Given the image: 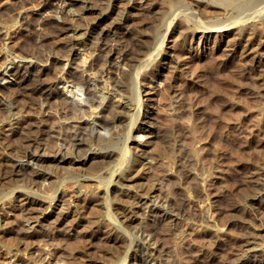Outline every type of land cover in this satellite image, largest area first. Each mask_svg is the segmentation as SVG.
Returning a JSON list of instances; mask_svg holds the SVG:
<instances>
[{
	"label": "rangeland",
	"instance_id": "1",
	"mask_svg": "<svg viewBox=\"0 0 264 264\" xmlns=\"http://www.w3.org/2000/svg\"><path fill=\"white\" fill-rule=\"evenodd\" d=\"M33 1L32 0H25V1L24 0H18V1L0 0V23H1L0 27L5 21H6L5 23H9V24L12 23V21L13 22L17 21L18 25L13 27L15 28V32L13 33V35L17 33L16 38L19 37L18 39L19 41H21L22 39L21 42H23L26 39L25 41H27V43L30 42L32 45V43L37 42L36 45H38L39 39L37 40V37L31 33H32L33 28L39 25L37 23H40V20H41L40 18L44 19L46 17V19L54 20L56 22H61L62 15H61V12H58V9L50 10L51 12L43 11L44 9L42 8H44L45 5H50L52 3L48 4L46 3L45 0L43 1L33 0ZM68 1L70 0H66L65 2H62L60 4L63 5L64 7L69 6V7L75 8L76 10H79L80 3L73 2V1L68 2ZM147 1L148 0H137V1L133 0V2H136L138 4H141V3L143 4V2H145V4H143L145 6L143 7L140 6L139 8L137 6L132 7V6H127V5H124V7H122L124 12H127L125 13V15L126 17L128 16L127 18H128L129 25L131 24L130 26L133 28L137 27L135 28L136 30L135 36H136V39H138V42L140 41L141 43L140 49L143 48L144 50V51L141 50V53L144 54L142 55V58L146 61V63L149 64L148 66L149 68H147L149 73H147L146 76H143L144 79L141 77L140 74L137 75V80H139L140 78L139 81H141L140 82V99H141L140 110L141 111L139 113L137 112V116L132 122L133 128L131 132H129L128 134H131L132 137H135L136 139L144 143L147 142V140L148 141L150 140L151 141L150 148L153 143L157 144L160 147L161 153L155 154L156 156V158H154L155 172L152 175V177L149 175V178H146L148 175L146 170H143L144 172L139 171L138 174H136L134 169H122L123 167H120V170H121L120 171L119 169H117L118 168L117 166L112 167L114 169L112 173L113 180L108 181L105 184L109 195L114 196L112 197L113 200L110 206V210L112 212V209H113L114 214L120 217L117 207H119V204L122 203V201L120 199H117L120 196L117 193L119 190L123 188V186L130 187L132 190H134L135 187L137 186H133V185L137 184L140 180L148 181L147 182L148 184H151L153 182L152 183L154 186L153 195H157V193L158 194L162 193V194L168 195V197L170 198H173L174 194L169 192V189H171L176 193L178 197L181 196L183 198V201H184L183 203L185 204V207L187 206L191 210V212H188V216L185 218V222H187L185 227L181 224L182 222L180 223L177 219L169 220V218H172V217L166 218L167 221H165L166 219H162L160 220V222L154 224L155 227L157 226L156 227L157 231H159L160 233V234L158 233V235L159 236L161 235L160 240L163 241V242L159 241L162 244L159 243L158 247L159 248L161 247L160 249L163 253L162 254L163 260H165L164 264L166 262H167L166 264H203V262H206L208 260H212L213 262H218V261H221V259L225 261V259L227 260L232 259L233 255L236 253L237 254L245 253L246 256L248 255L247 256L248 259L245 260L243 264H246V263L247 264H251V263L252 264H262L261 262H262V258L264 254V214H263L264 206H262L264 205V192H263L264 189L260 188L262 187L261 184H257V182L260 180L257 178V176H258L259 169L260 171H263V169L261 168L264 167V99L262 98V96L264 97V84L263 86L261 84L262 81H263L262 83H264V77L262 78L260 76L262 78V81H261V79L258 77L251 76L250 74L243 75L242 74L243 71L242 73L239 72L240 71L239 70L240 69L239 60L242 57L240 48L242 47L241 45H243L242 43H244V39L246 38L245 35L244 36L241 35L243 33L242 28H243V25L248 26L250 22L247 21L245 23H239V24L231 23V24H228V27L230 28H228L227 30H223L219 33L211 32V31H208V28H201V26H199L200 28L199 29L197 26L195 27V22L193 21L195 20L193 19L194 15L193 13H190L192 11L190 9H185L184 5H182L178 0H170L172 6L170 5V7L166 8L165 10L166 15H165V12L164 13L159 12L161 9L154 8L155 6H152L151 4L147 3ZM55 2L56 0L53 1V3ZM22 3H24V5ZM68 3H71V4H68ZM52 5L54 6L55 4H52ZM76 5L78 6V9ZM177 6H180V9L179 7L177 8ZM116 8L117 7L107 8L105 6L101 11L99 10L96 11V13L97 12L103 13L102 15L103 18L101 20L102 23L100 25L101 27H103L104 25L105 27H108L109 25L115 27L116 23L118 24L122 23V21H118L119 18L117 16V9L119 11L120 8H117V9ZM130 10L132 11V13ZM135 10L137 14L136 12H134ZM82 12H83L82 15L83 16L85 15L87 17L85 16L82 17V19H79L78 22L81 21L80 23L84 24V22L89 20L88 16L92 17L93 14L92 13L89 14V12L85 10V8ZM185 14L188 15L189 18ZM161 16L163 17V19H160L162 18ZM29 17H31L34 22L31 24L33 28L31 27L29 30H27L26 24L30 22L31 20V18ZM36 17L37 18L40 17V18L36 19ZM114 17H117L118 19ZM220 18L221 16H219L218 21H222V23L223 21L224 23L225 21L227 22L226 17H223L222 19ZM114 19L116 20L114 21ZM82 20L84 21L82 22ZM129 20H131L130 21L131 23L129 22ZM109 21L111 22L109 23ZM42 23L43 22H41V24ZM125 24H127V22L122 23L120 25L121 27L117 28L118 30L115 28H112L113 30H115L113 31L112 36L117 37V41L116 40H109L110 42L108 41L109 46L110 45H112V47L115 46L114 48L116 50L115 53H113L111 57H114L117 54L121 55L123 51L128 50L130 48V44L127 46V42L129 43L127 39V32H126L128 26H125ZM179 27L180 28L185 27L184 28L185 30L183 31V33H182V29L177 30V29H180ZM177 32L178 33L180 32V35L178 34L179 37L175 36L177 35ZM235 33L236 34L238 33L237 34L238 37L234 36L236 35ZM117 34L119 35L121 34L120 36H123V35L125 36L123 37V39L122 38L118 39L119 35ZM50 36H48V38L46 39L47 40L46 43H49L47 44V47L39 48V52L47 53L48 55L50 53L53 55H55L56 53L63 54V52L65 51L64 44L67 42H64V38H62L61 36H58L59 38H57V36L53 34H51ZM34 37H36L35 40H34ZM161 37L164 38L163 43L159 44V39ZM3 38H4L3 35L0 34V44H1L0 51H2L1 46L5 40ZM27 38L29 41L27 40ZM89 39L90 40L93 39V41L95 40L94 38H91V37ZM141 39L142 40L144 39V40L141 41ZM7 41L8 40H6V42ZM263 42L261 43L264 46ZM91 44H90V47L93 46L92 48H90L88 44L85 45L84 47L83 45H79V44L75 45L76 47L74 49H77V48L78 49L74 50L73 51L74 53L70 54L69 63L64 65L65 60H62V62L58 63L60 67L63 65L60 71H62L63 69V74L65 75L67 74V72H70V71L74 72L75 67L76 69H79V68L81 69L83 67V64L85 63L86 59L88 61L90 57H95L97 55V52H98L97 47L100 44V42L94 41L92 46ZM61 45L63 46L62 47L63 49L60 47ZM87 46H88V49H87ZM54 48L58 49L59 52L58 50L56 51ZM52 50H54L53 53H52ZM62 50L64 51L62 52ZM167 55L168 57H166ZM170 55L171 56L173 55L174 59L177 60L179 64L180 63L182 64V62H184L183 64L186 65V66L180 65L179 66L180 69L178 67L176 69L177 71L175 70L172 75H170L164 69L166 62H168L167 60H169V58L171 57ZM179 55H181V58H179L180 57ZM13 60L17 61L18 57H14ZM101 60L100 62H98L100 64H98V67H96V69L103 68L104 66H106V64L104 63L105 64L104 65L103 61ZM237 61H238V64H237ZM43 62H46V61H43ZM13 65L14 63L3 64L0 67V73L2 72L1 73L2 75H6L7 70L11 68ZM45 65H47L45 67V73L47 72V74H45L44 77L46 78L49 77L48 78L49 80H53L50 82V85L55 91H58L59 93L63 92L64 94L69 93L68 91H70L71 93L70 95H74L75 97L80 99L83 104H86L87 102L86 100L89 96L88 89H85L84 86L73 87L71 85V82H69L70 86H67L66 89H64L63 83L61 84V82L59 81L56 82L55 81L56 78L52 79L51 77L53 73H58V72H55L56 70H54L51 67L52 65H49L48 61L46 62ZM122 65L123 63L121 62L120 66ZM113 70L116 71L117 69H113ZM114 71L113 72L110 71V73L107 74L111 76L110 78L111 83H112L113 77L116 78L117 80L122 79L121 76L119 77V74L117 75L118 77H115L116 73ZM49 72L52 74H50ZM104 74H105V71H103V78H106L107 75L106 74L104 75ZM135 75L136 74L132 73V76H129L128 79L133 78ZM262 75L264 76V74ZM145 77H148L146 81L151 80L153 84L158 83V82L161 83L160 86L155 87L156 89H154L155 93L153 94V98L154 97L155 98L153 101L146 99V96L144 95L143 89L149 87V84L147 85V82L145 83ZM97 78L101 79V77H97ZM13 81H14L13 77H8L7 79L0 78V88H1L0 94H3V93L6 94V93L13 91L15 87V84ZM91 82H92L91 84H93L94 80H91ZM25 83H27V81H25ZM257 83L258 85H256ZM11 88L13 90H11ZM179 93H181V95ZM177 94L179 95V97H177L178 96ZM30 95H27L26 93L25 94L22 93L20 94L19 97L25 99L28 96V98H26L28 100L29 98L33 97L32 99L39 101L42 107L45 106L43 99L41 98V96H39L38 93L37 95L36 93H30ZM183 100H185V102L182 103L181 101ZM179 104H181V106ZM182 107L183 108L185 107L184 108L185 110ZM146 112L147 113L152 112L151 116L149 117L144 116ZM131 113H132V110L131 111L129 110L128 115L122 118L123 119L122 125L124 126V129L121 130V132L123 131L122 134L126 132V124L128 120L131 118ZM76 115L81 116V117L80 118L73 117L72 118L73 122L71 121L70 118L66 120H64L63 118H60L59 120L60 122H62L61 124H64L66 127H67V124L68 125L75 124V123L77 124V121H81L85 119V122H83L82 124L84 125L88 120H90L88 115H81V113L79 114L78 112L76 113ZM62 120H64V122ZM64 125L63 127L65 130ZM85 126H87V123L85 124ZM137 127H145V128L153 127L152 129L154 130L157 129L160 134L156 135L155 134L156 131H155L153 135H150V134L148 135L147 133L146 135L142 130H138ZM55 137L57 138V136ZM116 137H117L116 140H120L122 138V136L120 135L118 136L116 135ZM56 138L55 139L53 138L51 140L52 141L59 140ZM127 141H128L127 142L128 145L130 146L129 149L133 150V147H132L133 145L132 143H130V139ZM41 142H43V140ZM49 143L51 144L52 142H49ZM59 145H60L59 147L61 149L62 154L67 155V152L69 151L67 149L70 146V142L68 143V141L59 140ZM47 151L51 152L49 149H47ZM187 158H190V160L192 161H190L191 162L190 172L185 173L183 166H182L183 164L181 163L183 160H186ZM23 162L26 163L25 160H23ZM61 164H63L62 165L63 167H61ZM90 164L91 163H88V162L85 164H82L80 165L81 167L79 166L75 168L74 171H76V174L79 173L80 175L81 174L88 175L87 177L92 180L81 178L80 180L81 182L80 181L72 182L70 181L72 179H65L62 183L58 182L56 184L57 189L54 191L56 192L55 197L51 201L50 205L48 204V201H49L48 198H44L41 195H37V194H31L33 192L29 194L31 199L35 200L37 198L38 199L40 198L43 200L41 202L42 203L41 206H43L42 208H44L45 210L44 209L41 210L40 213H38L39 216L40 215L42 216L43 214H50L51 212L53 214L55 210V212L59 211L60 213L59 212L58 213L61 216H64L65 222L67 221V223L68 221L70 222L73 219H74L73 221L75 220L79 221L78 225H71V224L67 225V223L65 222L62 223L61 227L62 226L63 227L62 229L60 228L61 230L59 232L62 231L63 233L61 232L60 234H58L57 232L54 234L49 233L48 235H45V234L43 235L41 234V229H39L40 226L38 223H36L35 221L31 219L22 220V218H19L20 216L19 213L21 214V211H22L21 208L23 206L22 204L23 202L20 199L24 196V195H21L22 194L21 191L22 189L24 190L25 187L23 188V186H18V185L22 184L23 181L16 179V177H14V179L8 178V180L0 179V207H1L0 208V235H1L0 236V264H11V263L12 264H47V262L49 263L52 262L50 264H53L54 262L55 264H64V261L61 260L63 258H64L63 260L65 259L71 260L69 261V262H72L70 264H74V263L75 264H139V262L137 261L138 260L137 257L140 255V249L138 248H140L142 244V240L139 241V239L137 238V235L139 236L141 231L136 232V227H138V225L139 227H141L143 226V224L145 227L146 225L147 227L148 226L150 227V225H153L152 222L155 219L154 214L150 211L148 207L144 208V210L139 209L138 212L140 211L141 212L137 213V215L135 216L136 220L133 221L135 223L133 224L132 222V224H130L132 226L128 227V231L132 233V242L130 243H129V237L127 236L125 237L123 235L124 233L122 234L123 236H121L123 240L121 239L120 241H118L120 243L118 242L113 243L111 246H109L110 244L108 243H106L105 245V243H103L101 240H98V239L89 240L88 237L85 235L86 232L90 230V227L98 228V230L102 229L101 230L102 232L110 228H112V231L114 230L115 233L118 231L117 229H114L115 226L111 225L112 223H110L111 219L106 214V205H104V207H103V204H100L98 206L95 205L98 208V210H96V212H93L95 213L93 215L94 217H97L99 215L97 218L98 220L101 219L100 220L101 222L99 221L100 223L99 222L91 223L92 225L85 221L84 217L87 218L85 213H83L84 215H82V213H80L77 209L74 208L75 202L79 198H82V196L87 195L88 192L89 193L92 191L102 192L105 188L104 184H97V182L93 180L95 179V176H93L94 175L93 173L95 174L98 173L100 169L95 172V169ZM78 168H80L79 169L80 171L82 170L83 171L80 172L79 170H77ZM40 169L45 170V171L49 170L51 174H56V175L59 174L61 176L65 175L68 169H69L68 171H73L72 168H70V165L68 164L66 165L65 163H60V165L58 164L57 166L52 165L51 167H45V169L43 167ZM122 170H124L125 172ZM180 170L181 171L183 170V171L179 172ZM129 173L131 174L130 176H129ZM144 173L146 174V176ZM139 174L142 177H139L138 176ZM111 176H109V178H111ZM143 176L145 177L143 178ZM153 176L155 177V179ZM250 176L251 178H249ZM51 179L53 181H56L55 177L53 178L51 177ZM116 179H118L117 182L115 181ZM123 179L126 183L123 181ZM36 180H37L36 181L37 184L40 183L39 179H36ZM91 182L93 183L91 184ZM120 182H123L126 185H121ZM85 183L86 184L89 183V184L86 185ZM31 184L29 185V186H32L31 189H37V186H38V189H40L39 184L38 185L36 183H33L32 185ZM66 184H67V187H66ZM82 184L83 185L85 184L84 185L85 188L82 186ZM94 184L96 187L94 186ZM189 185H190V188L188 187ZM79 188L86 189L85 190L86 194L85 193L83 194L84 191H78ZM72 191L73 192L75 191L74 192L75 194ZM110 193L111 194L113 193V194L111 195ZM150 194L152 198L153 195L152 193ZM63 199H67V200H63ZM153 199L155 203L157 204L161 202L162 204L164 203L163 205L165 206V208L166 209L168 208L167 210L170 213H173L171 211L170 206H167L166 202L161 200L160 197L155 196ZM94 203H96V201ZM231 205L232 206L234 205L233 206L234 208ZM231 207L233 209H230ZM70 209L71 210L73 209V210L71 211ZM210 209H212L213 212ZM111 212H109L110 216L114 218L115 222H117L116 217ZM261 212L263 213L261 214ZM234 213H238V214L235 215ZM242 218L245 221H243ZM248 219L251 221H249ZM171 221H174V222H171ZM16 222L18 224L19 223L25 224V225L24 224L20 225L21 228L23 227L24 228L20 230L19 233L8 230L10 228H16L17 226ZM189 222H191V224ZM82 223L83 224L86 223V225H81ZM244 223L246 224L244 225ZM255 225L257 226V228ZM73 226H75V228ZM85 226L87 227L88 230L86 229ZM7 227H10V228H7ZM183 227L186 228L187 230L183 229ZM203 229H205V231ZM250 232L251 234H249ZM255 232L256 234L258 233L256 236L254 235ZM39 233L41 234V236ZM82 233L84 234V237ZM242 233H243V236H242ZM118 234L121 235L120 231H118ZM252 234L254 235V237H252L253 236ZM22 235L23 236L30 235L31 237L30 236L20 237ZM244 235L250 236V240L252 239L251 240L252 242L244 243L243 241L245 238ZM45 236L47 238H44ZM16 237L18 240L16 239ZM61 237L63 239H60ZM74 237L77 241L74 240ZM78 237L79 239H77ZM52 238H54V240ZM58 238L60 239V241H63V242H60ZM83 238H85L87 241ZM12 239L13 240L15 239V240L11 241ZM81 239H83V241ZM10 241L13 243V245ZM18 241L19 243H17ZM64 241L65 242L69 241L70 243H73L71 244L73 247H71V245H67L68 242H66L67 244H65ZM126 241H127V244H126ZM119 244L121 246H119ZM63 245L64 246L66 245L65 247L68 246L67 247L68 249L67 248L63 249L62 248ZM82 245L85 247H83ZM248 246H252L253 250L251 251L248 250L244 252L242 248L245 249V247L248 248ZM60 251L61 252L63 251L65 254L63 253L64 255L60 256L61 259L56 260L57 257L55 255H58L57 253L62 255ZM79 251L80 253L82 252V254H80ZM85 251L86 253L87 252L89 253L86 254ZM27 254L28 255L30 254V255L28 256ZM51 255L52 256L54 255V257L52 258ZM128 255L129 257H127ZM39 256L40 257L42 256L41 259H39L40 258ZM38 259L42 261H39ZM14 260H17V261H14ZM26 260L28 263L25 262Z\"/></svg>",
	"mask_w": 264,
	"mask_h": 264
},
{
	"label": "bare ground",
	"instance_id": "2",
	"mask_svg": "<svg viewBox=\"0 0 264 264\" xmlns=\"http://www.w3.org/2000/svg\"><path fill=\"white\" fill-rule=\"evenodd\" d=\"M15 1H18V0H15ZM36 1H38V0H36ZM40 1H43V0H40ZM45 1L48 4L52 3L55 5L54 6L52 4L45 5L44 8H42V9H44L43 11L48 12L50 10L58 9V12H61L62 20H61V22H56L54 20L46 19V17L45 18L43 17L44 19L39 17L41 19L40 23H37L39 25L37 27L33 28L31 26V24L34 21L31 17H29V18H31V20H30V22H28L26 24V29L29 30L31 27L33 28L31 34H34L37 37V40L39 39L38 42L40 44L38 43V45H36L37 42H35V43H32V45H33L32 46L30 42L27 43V41H25L26 39L23 42H21L22 39H21V41H19L18 40L19 37L16 38L17 33L15 35H13V33L15 32V28H13V27L18 25L17 21H15V22L12 21V23H10V24L5 23L6 21L4 23L2 22L3 24L0 27V34H2L4 37L3 39H5L4 42L2 43V46H1L2 51H0V67L6 63H14V65L7 70L6 75H2L1 74L2 72L0 73V75H2V76H0V78L1 79H7L8 77H13V80H14L13 82L15 84L14 90L11 88V90H13V91L6 93V94H4V93L0 94V179H2V180L7 179L8 180V178L14 179V177H16V179L23 181L22 184L18 185V186H23V188L25 187L24 190L22 189V191H21V193H22L21 195H24V196L20 199L23 202L22 203L23 206L21 208L22 209L21 214L19 213V215L21 216V217L19 216V218H22V220H30L31 219V220L35 221L40 226L39 229H41V234L48 235L49 233L54 234V233L58 232V234H60L62 232V231L61 232H59V231L63 227V226L61 227V224L65 222L64 216H61L59 214L60 213L59 211H58L59 212L58 213L57 211L55 212V210H54L53 214L51 212L50 214H43L42 216L40 215L41 216L40 217L38 213H40V211L44 209V208H42L43 206H41V204H42L41 202L43 200L40 198L39 199L37 198L35 200L31 199L30 195H29L31 192H33L31 194H37V195H41L44 198H48V200H49L48 204L50 205L51 201L55 197L56 192H54V191L57 189L56 184L58 182L62 183L65 179H72L70 181L79 182L81 180V178H86L87 180H92V179H89L87 177L88 175H82V174L80 175L79 173L76 174V171H74L75 168H77L80 165L85 164L87 162L91 163L90 165H92V167L95 169V172L100 169L98 173H96V174L93 173L94 174L93 176H95V179H93V180H95L97 182V184H104L105 185L106 182L113 180L112 179V177H113L112 173L114 170L112 168L113 166H117L118 167L117 169H119V170H120V167H123L122 169H134L136 174H138L139 171L146 170V172L148 173L146 178H149V175L152 177V175L155 172V167H154V158H156L155 154L161 153V150H160V147L155 143H153L151 145V148H150V143H151L150 140L149 141L147 140V142L144 143V142L136 139L135 137H132L131 134H128L129 132H131V130L133 128L132 122L136 118L137 112L139 113L141 111L140 110V105H141L140 82L141 81H139L140 80L139 77H138L139 80H137V75L140 74L142 78H143V76H146L147 73H149L147 70V68H149L148 67L149 64L146 63V61L142 58V55H144V54L141 53V50H143V48L140 49L141 43H140V41L138 42V39H136V36H135V33H136L135 28H137V27H135L133 24L132 25L135 28L131 27L130 26L131 24L129 25L128 18H127L128 16L126 17V15H125V13H127V12H124L122 7H124V5H127V6H132V7L137 6L139 8L140 6L141 7L145 6V5H143V4H145V2H143V4L142 3L138 4L136 2H133V0H70L73 2L80 3L79 10H76L75 8H72L69 6L64 7L63 5L60 4L62 2H65L66 0H56L55 3H53V1H55V0H45ZM45 1H44V3H45ZM70 1H68V2H70ZM178 1L182 5H184L185 9H190L192 11V12H190V11L189 12L193 13V15H194L193 16L194 18L193 17L192 18L195 20H193V19H191V20H193L195 22V27L197 26L199 28V26H201V28H208V31H211V32H218L219 33L223 30H227L228 28H230V27H228V24H231V23H238L239 24V23H245V22L249 21L250 23L249 24L247 23L248 26L243 25V28H242L243 33L241 35H243V36L245 35L246 38L244 39V43H242L243 45L240 44L242 47L239 45L242 48V50L240 48V52L242 54V57L239 60L240 61L239 62V65H240V69H239L240 71L239 72L242 73V71H243V73H242L243 75L250 74L251 76L260 78L262 81V78L264 77L262 75V74H264V46L261 42H263V40H264V0H178ZM26 2H28V1H26ZM33 2H32V4H33ZM24 3H22V4L24 5ZM147 3L151 4L152 6H155L154 8L161 9L159 12H163V13L165 12L166 8L170 7V5H171L170 0H163V1H161V0H148ZM68 4H71V3H68ZM20 5H21V3H20ZM72 5H74V4H72ZM105 6L107 8H109V7L120 8L119 11L116 8L117 9V16L119 18L118 21H122V23L127 22V24H125V26H128L126 32H127V39L129 41V43L127 42V40H126V42H127V46L130 44V48L128 47L129 48L128 50H125L122 52L121 55L117 54L114 57H111V56L116 51L114 48L115 46L114 47H112V45L109 46L108 41L109 40H116L117 41V37L112 36L113 31H115L112 28L117 29L118 27H121L120 25L122 23H120V24L116 23V25L114 24L115 27L111 26V25H109L108 27H105V25L104 26L102 25L103 27H101L100 25L102 23L101 20L103 18L102 17L103 13L102 12L96 13V11L97 10L101 11ZM178 7L180 9V6H177V8ZM84 8L87 12H89V14L92 13L93 15H92V17L90 16L91 18L88 16L89 20H87L86 22H84V24H82V23H80L81 21L78 22V20L82 19V17L85 16V15L84 16L82 15L83 14L82 11L84 10ZM77 9H78V6H77ZM81 9H83V10H81ZM142 10H144V9H142ZM173 10H174V8H173ZM171 11H172V9H171ZM108 12H109V10H108ZM134 12H136V10ZM138 12H139V10H138ZM131 13H132V11H131ZM136 14H137V12H136ZM165 15H166V12H165ZM186 16L188 17V15H186ZM219 16H221L220 19H222L223 17H226L227 22L225 21V23H224V21H223V23H222V21H218ZM85 17H87V16H85ZM180 17H178V18H180ZM33 18H34V16H33ZM39 18L36 17V19H39ZM114 18H117V17H114ZM109 19H110V17H109ZM160 19H163V17ZM115 20L116 19H114V21ZM83 21L84 20H82V22ZM130 21L131 20H129V22ZM41 22H43L42 24L44 26L41 24ZM110 22L111 21H109V23ZM164 22H166V21H164ZM183 22H185V21H183ZM33 26H34V24H33ZM122 28H123V26H122ZM184 28L185 27H182V28L177 29V30L182 29V33H183V31L185 30ZM121 33H122V31H121ZM140 33H141V31H140ZM187 33H189V32H187ZM51 34L56 35L57 38H59L58 36H61L62 38H64V42H67L64 44L65 45V47H64L65 51L62 50V52L64 51L63 54L62 53L61 54L56 53L55 55H53L50 53L48 55L47 53L39 52V48H41V47L46 48L47 47V44H49V43H46V41H47L46 39ZM178 34L180 35V32L179 33L177 32V35H175V36L179 37ZM237 34L234 36H237ZM117 35H119V34H117ZM120 35H119L118 39L119 38L123 39V37L125 36V35H123V36H120ZM36 37H34V40ZM90 37L94 38L95 39L94 41L100 42V44L97 47V49H98L97 55L95 54L96 55L95 57H90V59L88 61L86 59L85 63L83 64V67L81 69L80 68L76 69V67H75L74 72L70 71V72H67L66 75L63 74V69H62V71H60L61 67L63 65L60 67V65L58 63L62 62V60H65L64 65L69 63L70 54L74 53L73 51L78 49V48L74 49L76 47L75 45L79 44V45H83V47H84L85 45L88 44L90 47V44L91 43L93 44V42H94L93 39H91L92 41L89 39ZM230 37H232V36H230ZM88 39H89V41H88ZM163 39H164L163 37H161L159 39V44L163 43ZM6 40H8V41L6 42ZM27 40H28V38H27ZM143 40L141 39V41H143ZM157 40H158V38H157ZM92 44H91V46H92ZM60 47L62 48L63 46L61 45ZM92 47H90V48H92ZM51 49H53V48H51ZM87 49H88V46H87ZM231 49H233V48H231ZM55 50L57 51L58 49H55ZM53 51L54 50H52V53H53ZM58 52H59V50H58ZM228 53H229V51H228ZM179 56H180L179 58H181V55H179ZM14 57H18V60L14 61L13 60ZM166 57H168V55ZM182 58H184V57H182ZM100 60L103 61V64L105 63L106 66H104L103 68H97L96 69V67H98V64H100V63H98V62H100ZM179 60H181V59H179ZM43 61H46V62L48 61L49 65H52L51 67L54 70H56L55 72H58V73H53V74L50 72L49 73L52 74V76H51L52 79L56 78V80H55L56 82L59 81V82H61V84L63 83L64 89H66L67 86H70L69 82H71V85L73 87L84 86L85 89H88V95L89 96L86 100L87 101L86 104H83L82 101L80 99H78L77 97H75L74 95H70L71 94L70 91H68L69 93H66V94H64L63 92L59 93L58 91H55L50 85V82L53 80H49L48 79L49 77L48 78L44 77L45 74H47V72L45 73V67L47 65H45L46 62H43ZM167 61L168 62H166L164 69L170 75H172L174 73V71L180 65L186 66L185 64H183L184 62H182V64L181 63L179 64L178 61L174 59L173 55ZM121 62L123 63L122 66H120ZM237 64H238V61H237ZM101 65H102V63H101ZM150 66H152V65H150ZM187 67H188V65H187ZM46 69H48V68H46ZM113 69H117V70L114 71ZM179 69H180V67H179ZM236 70H237V68H236ZM103 71H105L106 75L108 73H110V71H112V72L114 71L116 73L115 77H118L117 75L119 74V77L121 76L122 79L117 80L116 78L113 77L112 83H111V81H110L111 76L107 75L106 78H103ZM51 72H53V71H51ZM132 73H134L136 75L133 78L128 79L129 76H132ZM53 75H54V77H53ZM155 76H156V74H155ZM239 76H241V75H239ZM97 77H101V79H98ZM251 78H253V77H251ZM146 79H148V77H145V83L147 82V85L149 84V87L143 89L144 95L146 96V99L153 101L155 98V97L153 98V94L155 93L154 89H156L155 87L160 86L161 83L158 82V83L153 84L151 80L146 81ZM91 80H94L93 84H91L92 83ZM25 81H27V83H25ZM262 82H261V84L263 86L264 83H262ZM52 84H54V83H52ZM144 85H146V84H144ZM256 85H258V83ZM256 85H254V86H256ZM84 88H83V90H84ZM0 91H1V88H0ZM22 93L23 94L26 93L27 95H30V93H36V95H37V93H38L39 96H41V98L43 99L45 106L42 107L40 105L39 101L32 99L33 97L29 98V100L26 99V98H28V96L25 99L19 97L20 94H22ZM179 94L181 95V93H179ZM18 97L21 99H19ZM83 97H85V96H83ZM177 97H179V95ZM182 98H184V97H182ZM262 98L264 99L263 96H262ZM181 102L183 103V102H185V100H183ZM181 104H179V105L181 106ZM177 106H178V104H177ZM129 110L130 111L132 110L131 118L128 120V122L126 124V132L124 134H122L123 131L121 132V130L124 129V126L122 125V120H123L122 118H124V116L128 115ZM77 112L79 114L81 113V115H88L90 120H88L86 122L87 126H85L86 123L84 125H82L83 122H85V119L81 120V121H77V124L76 123L70 124V125L67 124V127L64 124H61L62 122H60V120H59L60 118H63L64 120L70 118L71 121L73 120L72 119L73 117L80 118L81 116L76 115ZM151 114H152V112L151 113L146 112L144 114V116L149 117V116H151ZM153 114H154V112H153ZM154 116H155V114H154ZM127 117H129V116H127ZM152 117H153V115H152ZM142 119H144V118H142ZM64 120H62V121L64 122ZM63 125L65 126V130H64ZM68 127H70V128H68ZM152 128L137 127L138 130H142L145 134L147 133L148 135L149 134L153 135L155 131H156V133H155L156 135L160 134L157 129L154 130ZM59 134H61V135H59ZM116 135L117 136L120 135V136H122V138L120 140H116L117 139ZM55 136H57V138ZM139 137H140V135H139ZM53 138L63 140V141H68V143L70 142V146L67 149V150H69L67 152V155L62 154L61 149L59 147L60 146L59 140H57V141L53 140L52 141L51 139H53ZM129 139H130V143H132V145H133L132 146L133 150L129 149L130 146L127 143L128 142L127 140H129ZM42 140H43V142H41ZM49 142H52V143L50 144ZM65 144H67V143H65ZM146 147H148V148H146ZM47 149H49L51 152L47 151ZM23 160H25L26 163H24ZM190 161H192V160H190V158H187L186 160H183L181 163V164H183L182 166H183L185 173L190 172V166H191ZM60 163H65L66 165L67 164L70 165V168H72L73 171H68L69 170L68 169L66 171V174L61 176L59 174L58 175L51 174L49 170L45 171V170L40 169L43 167L45 169V167H51L52 165L57 166L58 164L60 165ZM155 164H156V162H155ZM62 165L63 164H61V167H63ZM192 166H193V164H192ZM79 169L80 168H78L77 170H79ZM261 169H263V171H260V169H259L258 176H257V178L260 179L261 182L259 180L257 182V184H261L262 187H260V188L264 189V187H263L264 186V167ZM82 171H80V172H82ZM122 171H124V170H122ZM127 171H129V170H127ZM182 171L180 170L179 172H182ZM158 172H160V171H158ZM130 175L131 174L129 173V176ZM109 176H111V178H109ZM138 176L142 177V176H140V174ZM145 176H146V174H145ZM145 176H143V178ZM51 177L52 178L55 177L56 181H53L51 179ZM249 178H251V176ZM36 179L40 180V183H38L40 189H38V186H37V189H31L32 186H29V185L31 183L37 184ZM118 179H116L115 181L117 182ZM154 179H155V177H154ZM157 180H158V178H157ZM82 181H83V179H82ZM123 181H124V179H123ZM67 182H68V180H67ZM147 182L148 181L140 180L137 184L133 185V186H137V187H135L134 190H132L130 187H127V186L126 187L123 186V188L119 191L117 190L118 193L117 192L116 193L119 194L120 196L119 197L117 196L118 198L117 197H115V198L120 199L122 201V203L119 204V207H117L118 208L117 210L120 214V217H118L117 215L114 214L113 209H112V212L110 210V206H111L112 200H113L112 197H114V196L109 195L108 190L106 188V185H105V188L102 192H93L92 191L89 193L87 191L88 192L87 195L82 196V198H79L75 202L74 208L77 209L80 213H82V215H84L83 213H85L86 217H87V218H85L83 216L85 221L88 222L89 224H91L94 222H99L101 220V219L98 220V218H97L99 215L97 217H94V215H93V214H95L93 212H96V210H98V208L96 206L103 204V207H104V205H106V214L111 219L110 223H112L111 225L115 226L114 229H117L118 231H120L121 235L118 234L117 230H116L117 231L116 233L114 230L112 231V228L102 232L101 231L102 229L98 230V228H91L90 227V230H88L86 226L85 227L88 231L86 232L85 235L88 237L89 240L98 239V240H101L103 243H105V245H106V243H108V244H110L109 246H111L113 243H117L118 241H120L122 239L121 236H123V235L125 237L126 236L129 237V243L132 242V233H130L128 231V227L132 226L130 224H132V222L136 220L135 216L137 215V213L141 212V211L138 212V210L139 209L144 210V208L148 207L150 209V211L154 214L155 219L152 222L153 225H150V227L149 226L147 227V225L145 227L144 224L141 227H139V225H138V227H136V232L141 231L139 236L136 234L137 238L139 239V241L142 240V244H141L140 248H138V249H140V255L137 257V259H138L137 261L139 262V264H164L165 260H163V256H162L163 253L160 249L161 247L160 248L158 247V245L160 243L159 241H161L160 240L161 235L160 236L158 235L159 231H157V228H156L157 226L155 227L154 224L160 222V220H162V219L172 217V218H169V220L170 219L171 220L177 219L180 223L182 222L181 224L185 227L187 224V222H185V218L188 216V212H191V210L187 206H186L187 208L185 207V204L183 203L184 202L183 198L181 196L178 197L173 190L169 189L170 187L168 189H169L170 193L174 194L175 197L173 196V198H170V197H168V195L162 194V193L161 194L157 193V195H153V193H154V186L152 184L153 182L151 181L152 182L151 184H148ZM92 183L93 182H91V184ZM120 183H121V185H126L123 182H120ZM87 184H89V183H87ZM95 184H94V186H95ZM84 185L82 184L83 187H84ZM66 187H67V184H66ZM188 187L190 188V185ZM13 188H15V187H13ZM85 190L86 189L79 188L78 191H84L83 192V194H84ZM150 193H152V195H153L152 198H151ZM155 196L160 197L161 200L166 202V205L170 206L171 211L173 213H170L167 210L168 208L167 209L165 208V206L163 205L164 203L163 204H162V202L159 204L155 203V201L153 199ZM66 198H68V197H66ZM253 198H255V197H253ZM45 200H47V199H45ZM63 200H67V199H63ZM114 200H116V199H114ZM95 201H96V203H94ZM114 203H116V202H114ZM151 206H153V207H151ZM262 206H264V205H262ZM232 207L230 209L234 208V207L233 208ZM51 210H52V208H51ZM99 210H100V208H99ZM210 210H212V209H210ZM109 212H111L116 217L117 222L114 221V218L110 216ZM212 212H213V210H212ZM262 213L263 212H261V214ZM211 214H213V213H211ZM234 214L237 215L238 213H234ZM236 217H238V216H236ZM80 218H79V220H80ZM18 220H20V219H18ZM73 220L70 221L71 223L69 221H68V223H67V221L65 223H67V225H69V224L78 225L79 224L78 220H75V221H73ZM242 220H243V218H242ZM6 221H4V222H6ZM137 221H138V219H137ZM165 221H167V219ZM243 221H245V220H243ZM249 221H251V220H249ZM171 222H174V221H171ZM134 223L135 222H133V224ZM189 223L191 224V222H189ZM203 223H205V222H203ZM23 224L17 223L16 228H10V227H7V228H10V229H8L9 231H14L16 233H19V231L24 228V227L23 228L20 227V225H23ZM147 224H149V223H147ZM174 224H176V223H174ZM245 224L246 223H244V225ZM254 224H256V223H254ZM7 225H8V223H7ZM81 225H86V223L85 224L82 223ZM89 226H88V228H89ZM73 227L75 228V226H73ZM184 227H183V229H186ZM187 227H188V225H187ZM244 227H246V226H244ZM155 228H156V230H155ZM256 228H257V226H256ZM84 230H85V228H84ZM203 230L205 231V229H203ZM182 231H184V230H182ZM249 231H247V232H249ZM253 231H255V230H253ZM78 233H79V231H78ZM243 233H242V236H243ZM41 234H40V236H41ZM161 234H163V233H161ZM216 234H217V232H216ZM249 234H251V232ZM257 234H256V232L254 233L255 236ZM128 235H130V236H128ZM245 235H247V234H245ZM254 235L252 237H254ZM24 236L29 237L30 235H24ZM24 236L22 235L20 237H24ZM83 237H84V234H83ZM163 237H164V235H163ZM11 238H13V237H11ZM44 238H47V237L45 236ZM16 239H17V237H16ZM52 239L54 240V238H52ZM60 239H63V238L61 237ZM60 239H59V241H60ZM77 239H79V237ZM83 239H85V238H83ZM83 239H81V240L83 241ZM133 239H134V237H133ZM14 240L12 239L11 241H14ZM49 240H51V239H49ZM74 240H76L75 237H74ZM251 240H250V236H245L243 241H244V243H250V242H252ZM60 242H63V241H60ZM66 242H68V244ZM66 242H65V244H67V245L73 244V243H70L69 241H66ZM161 242H163V241H161ZM17 243H19V241ZM54 243H56V242H54ZM118 243H120V242H118ZM126 244H127V241H126ZM160 244H162V243H160ZM12 245H13V243H12ZM65 246L63 245L62 248L64 249V248L68 247V246L67 247H65ZM119 246H121V245L119 244ZM252 246H254V245H252ZM252 246H248V248L245 247V249L242 248V250H244V252L248 251V250L251 251V250H253ZM18 247H19V245H18ZM71 247H73V246L71 245ZM83 247H85V246H83ZM138 247H139V245H138ZM80 249H81V247H80ZM71 251H73V250H71ZM86 251H85V253H86ZM124 251H125V249H124ZM31 253H33V252H31ZM52 253H53V251H52ZM61 253H62V255H60L59 253H57L58 255H55L57 257V258L55 257L56 260L61 259L60 256H63L65 254L63 251ZM79 253H80V251H79ZM87 253H89V252H87ZM15 254H16V252H15ZM80 254H82V252ZM216 254H218V253H216ZM11 256H12V254H11ZM247 256L245 253H240V254L236 253L233 255L232 259L227 260L224 258L225 261L223 259H221V261H218V262H213L212 260H208L206 262H203V264H243L244 261L248 259ZM41 257L39 259H41ZM53 257H54V255L52 256V258ZM127 257H129V255ZM34 258H35V256H34ZM36 258H37V256H36ZM63 259H61V260L64 261V264L72 263V262H69L71 260H66V259L63 260ZM134 259H136V258H134ZM164 259H166V258H164ZM8 261H9V259H8ZM10 261H11V259H10ZM14 261H17V260H14ZM39 261H42V260H39ZM25 262H27V260ZM50 263H52V262H50ZM50 263L47 262V264H50ZM261 263L262 264L264 263V254H263V258H262ZM53 264H55V262Z\"/></svg>",
	"mask_w": 264,
	"mask_h": 264
}]
</instances>
